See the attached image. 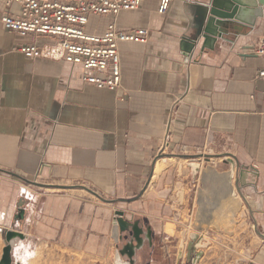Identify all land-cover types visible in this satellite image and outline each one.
I'll return each mask as SVG.
<instances>
[{
    "label": "crops",
    "instance_id": "obj_1",
    "mask_svg": "<svg viewBox=\"0 0 264 264\" xmlns=\"http://www.w3.org/2000/svg\"><path fill=\"white\" fill-rule=\"evenodd\" d=\"M208 1L174 0L159 14L158 0H143L121 11L119 29L146 27L150 35L143 44H120L121 85L113 91L84 83L80 68L64 61L26 58L16 47L27 39L0 22V173L8 176L0 181V203H7V228L23 223L27 234L95 249L112 232L117 209L170 219L177 205L196 203L201 185L203 166L193 179L178 160L209 147L219 156L217 170L228 168L226 155L250 169L240 192L261 243L246 264H264L263 62L252 48L264 34V8L252 28L235 35L230 29L231 41L213 49L200 50V41L186 61L180 38L195 37ZM16 9L0 0V18ZM111 20L90 15L85 29L100 34ZM163 143L164 162L156 167ZM194 180L198 189L190 195ZM19 199L24 218L17 222Z\"/></svg>",
    "mask_w": 264,
    "mask_h": 264
},
{
    "label": "built area",
    "instance_id": "obj_2",
    "mask_svg": "<svg viewBox=\"0 0 264 264\" xmlns=\"http://www.w3.org/2000/svg\"><path fill=\"white\" fill-rule=\"evenodd\" d=\"M174 0H158L156 10L164 14ZM143 0H6L16 5L15 11L1 16L2 26L26 38L16 50L26 58L60 60L79 67L84 83L98 89L116 90L121 85L119 46L121 43H146L150 31L146 27L119 29L116 18L121 11L136 10ZM90 15L108 16L112 20L104 32H87ZM44 39V40H43ZM263 66L257 77L264 82V34L252 44ZM175 110L172 107L169 120ZM164 150V143L160 153ZM213 165L216 160H209ZM199 166H204L199 161ZM200 185V183H199ZM194 189L198 183L194 180ZM28 197V192L23 193ZM242 194V193H241ZM241 197V196H240ZM245 200V199H244Z\"/></svg>",
    "mask_w": 264,
    "mask_h": 264
},
{
    "label": "rangeland",
    "instance_id": "obj_3",
    "mask_svg": "<svg viewBox=\"0 0 264 264\" xmlns=\"http://www.w3.org/2000/svg\"><path fill=\"white\" fill-rule=\"evenodd\" d=\"M203 152L198 156H200L199 161L204 166L207 164L213 165L209 160L218 161L219 156L213 149L207 147ZM185 158V160L179 159L178 161L184 164L191 161L189 157ZM172 162L175 163L176 160L172 159ZM219 164L213 166L217 168ZM3 178H8V176L0 173V181ZM191 186H189L190 195L194 191V187ZM48 187L52 186H45L44 190L50 191ZM179 187L178 185L176 189L178 190ZM236 195L242 202L240 210L242 214L238 215L239 212L236 215L235 226L228 228L230 233L224 231L222 228L219 231L211 228L206 231H197L193 227L195 210L197 208L196 203H193V205L185 204L183 207L175 205L177 209L173 210V212L178 214L172 215L170 219L166 220L147 218L138 214L133 215L125 212L124 215L138 218L143 225L149 226L153 232L154 246L150 256L147 258L146 264H246L252 259L261 241L255 231L254 221L248 215V203L237 193ZM13 202L11 200L8 207L10 206L16 211V205H12ZM16 221L20 222L19 220ZM20 227L21 229L16 230L25 233L26 237L23 241H31L37 251L36 257L30 261V264H115V253L118 252V244L112 237V232H110L106 241L103 237H99L95 244V249H87L84 247L67 246L57 239L39 237L32 233L27 234V226L23 223L20 224ZM5 229H7V203L2 202L0 203V258L2 248L4 247L2 232ZM192 232L197 233L199 237L203 236L208 241V244L204 247L199 246L194 248V251L187 257V245L191 240L190 233ZM198 252L201 255L196 262H193ZM180 253L181 256H179Z\"/></svg>",
    "mask_w": 264,
    "mask_h": 264
},
{
    "label": "water",
    "instance_id": "obj_4",
    "mask_svg": "<svg viewBox=\"0 0 264 264\" xmlns=\"http://www.w3.org/2000/svg\"><path fill=\"white\" fill-rule=\"evenodd\" d=\"M264 0H209L204 14L199 15L201 24L197 29L194 38L182 36L180 38V50L185 60L188 61L192 55L195 46L200 43V50L204 48L213 49L216 43L221 41H231L227 38L232 29V34H241L244 27H253L256 24L258 17L263 14ZM191 161L188 164L191 170L192 178H196L199 171V164L197 158L193 155L188 156ZM165 155L159 154L155 159V166L159 167L164 162ZM228 164V168L222 171L217 170L213 165H205L201 168L199 174L200 187L196 193V204L193 227L201 232L208 229L215 231L221 228L230 233L228 228L234 227L236 224V215L241 210L242 202L237 197L236 193L244 199L240 192V187L247 184V175L250 169L238 165L233 157L226 155L224 159ZM15 175L14 173H11ZM234 179V184L232 180ZM30 183L39 184L35 181H28ZM178 201L182 202L184 190L179 187L177 190ZM225 204H232L231 207L226 208ZM23 200L19 199L18 213L16 219L21 221L24 218V209L22 208ZM128 225V221L124 218V211L117 209L114 211L112 219V237L117 242L118 232L123 231ZM134 227L137 221L132 224ZM150 230V227L147 226ZM136 234V232H135ZM4 247L2 248V255L0 264H12L11 259V245L7 242L15 237L23 240L26 235L20 230L7 228L2 232ZM190 242L187 245V257L190 256L194 248L199 246H206V241L203 236L199 237L197 233H190ZM203 241V242H202ZM133 246L132 241L124 245L118 252L123 255L126 248ZM127 255H129L127 253ZM201 253H196L193 262H196ZM181 256V253L179 254ZM115 258V261H116ZM127 264V263H125Z\"/></svg>",
    "mask_w": 264,
    "mask_h": 264
},
{
    "label": "flooded vegetation",
    "instance_id": "obj_5",
    "mask_svg": "<svg viewBox=\"0 0 264 264\" xmlns=\"http://www.w3.org/2000/svg\"><path fill=\"white\" fill-rule=\"evenodd\" d=\"M124 218L127 219L128 225H126L125 230L118 232L117 248L119 251L124 245L129 244L130 241H132L133 246L126 248V253L120 256L127 264H146L154 246L153 232L151 228L148 230L147 225H143L138 218L131 215H124ZM134 221H137L135 227L132 225Z\"/></svg>",
    "mask_w": 264,
    "mask_h": 264
},
{
    "label": "clouds",
    "instance_id": "obj_6",
    "mask_svg": "<svg viewBox=\"0 0 264 264\" xmlns=\"http://www.w3.org/2000/svg\"><path fill=\"white\" fill-rule=\"evenodd\" d=\"M7 243L11 245L12 264H30V261L37 255V251L31 241H23L19 237H15ZM115 264H125L119 253H117Z\"/></svg>",
    "mask_w": 264,
    "mask_h": 264
}]
</instances>
